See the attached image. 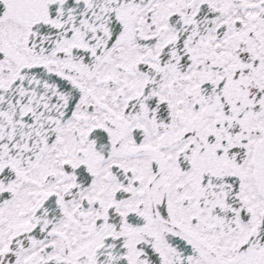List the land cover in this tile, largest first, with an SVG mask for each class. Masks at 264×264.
<instances>
[{
    "label": "snow or ice",
    "instance_id": "obj_1",
    "mask_svg": "<svg viewBox=\"0 0 264 264\" xmlns=\"http://www.w3.org/2000/svg\"><path fill=\"white\" fill-rule=\"evenodd\" d=\"M0 264H264V0H0Z\"/></svg>",
    "mask_w": 264,
    "mask_h": 264
}]
</instances>
